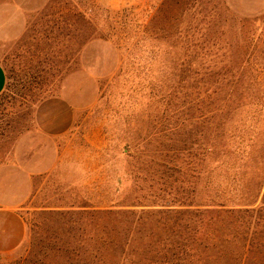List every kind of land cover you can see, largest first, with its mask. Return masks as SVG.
<instances>
[{
    "label": "rangeland",
    "instance_id": "rangeland-1",
    "mask_svg": "<svg viewBox=\"0 0 264 264\" xmlns=\"http://www.w3.org/2000/svg\"><path fill=\"white\" fill-rule=\"evenodd\" d=\"M0 63V264H264V0H0ZM233 91L252 99L226 134L255 117L238 171L204 119ZM54 97L61 135L36 122ZM220 204L241 211L230 247L178 231Z\"/></svg>",
    "mask_w": 264,
    "mask_h": 264
},
{
    "label": "trees",
    "instance_id": "trees-1",
    "mask_svg": "<svg viewBox=\"0 0 264 264\" xmlns=\"http://www.w3.org/2000/svg\"><path fill=\"white\" fill-rule=\"evenodd\" d=\"M8 80H10V78L7 77L6 89L4 93L0 96L2 99L10 96V93H13L12 85L10 84V82H8ZM245 92L246 91H236V92L233 91L232 93L228 92L227 94H225V96L221 95V97L217 100L225 104L222 105L221 107H212L213 103H210L208 104L209 105L208 110L204 114L205 122L206 123L208 122L209 131L212 133L211 136L213 137V142L214 140L216 141L217 138L225 139L223 137L224 135L226 139L229 138V140H231L230 142H232L228 148L226 147L228 145H225L224 147L226 151H222V153L216 154L217 155L216 158H218L219 161L222 160V165H226L227 167L228 164L229 165L228 168L230 167L232 169H235L236 171L246 166L248 160H250V158L252 157V149L254 148V137L251 134L252 123L250 121L255 120L254 119L255 117H251V118L249 117L250 119L246 123H244V127L240 129V132L237 126L236 127L237 134L232 133V136H228V134H226V132L223 130L224 128L223 125L235 122L237 110L239 108H243L242 106L244 105V103H238V106H235L234 100H232L234 99V97L236 102L241 101L243 98L252 99L251 93L250 92L245 93ZM216 94H218L217 91H211V90L204 91L203 95L205 97L203 98V95L201 96L200 94V96L196 97L193 103H195L196 106L200 104L201 105L205 104L206 101L207 103H209L212 100V98L214 99ZM255 114L259 116V118L264 117V109L260 111L257 110ZM216 119L219 120L218 126L214 125ZM216 131L219 132V134L222 137H219L218 134L216 136H213V133H215ZM214 146L215 145L213 144L210 147L211 149H207V152H210L208 153V155L209 154H211V156L215 155ZM194 157L197 158V155H195ZM193 165H196V161L194 158H193ZM217 207L220 208L204 209V210L192 209V210L178 212L179 215L185 216L184 218H180L176 223L178 231L180 232L181 230H183L186 233L194 232L196 234H202L203 232H206L207 233L206 242L208 244L207 247L211 246V249L213 250L218 248L217 236H219V238L222 239L224 238V240L221 241L222 242L221 246L227 245L228 247H230L231 245L230 241L234 243L235 241L234 239L236 237L235 236L236 227L234 225V219L236 218L234 215H236V213H240L241 211H238V209H226L225 205L223 204L217 205ZM222 215H225L226 218H224ZM207 217L208 220L205 223ZM192 225H194L195 227L192 228ZM211 229H214L212 232V234H215L214 240L210 239L211 237L208 238V234L211 231ZM180 238H182V236H180ZM219 249H221V247H219ZM245 249H247V247H245ZM248 252L250 253V251ZM209 256L211 257L212 254Z\"/></svg>",
    "mask_w": 264,
    "mask_h": 264
},
{
    "label": "crops",
    "instance_id": "crops-1",
    "mask_svg": "<svg viewBox=\"0 0 264 264\" xmlns=\"http://www.w3.org/2000/svg\"><path fill=\"white\" fill-rule=\"evenodd\" d=\"M7 86V74L0 63V96ZM74 120V112L70 103L62 97L47 99L38 106L36 112V122L44 133L48 135H61L71 129ZM26 190L20 195V202H23L32 194V183L29 192Z\"/></svg>",
    "mask_w": 264,
    "mask_h": 264
}]
</instances>
